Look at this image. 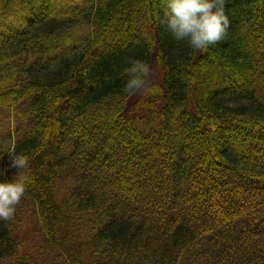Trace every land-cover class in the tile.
Here are the masks:
<instances>
[{
    "label": "trees",
    "instance_id": "trees-1",
    "mask_svg": "<svg viewBox=\"0 0 264 264\" xmlns=\"http://www.w3.org/2000/svg\"><path fill=\"white\" fill-rule=\"evenodd\" d=\"M225 10L199 51L164 0H0V262L264 264V0Z\"/></svg>",
    "mask_w": 264,
    "mask_h": 264
},
{
    "label": "clouds",
    "instance_id": "clouds-1",
    "mask_svg": "<svg viewBox=\"0 0 264 264\" xmlns=\"http://www.w3.org/2000/svg\"><path fill=\"white\" fill-rule=\"evenodd\" d=\"M165 11L162 23L177 41H187L195 50L207 51L209 45L223 39L230 20L226 14V0H164ZM129 79L125 90L133 93L145 88L149 66L139 60L130 59L127 69ZM12 166L25 169L28 157L9 152ZM30 182L28 175H21L11 181H0V220H10L16 205Z\"/></svg>",
    "mask_w": 264,
    "mask_h": 264
},
{
    "label": "rangeland",
    "instance_id": "rangeland-1",
    "mask_svg": "<svg viewBox=\"0 0 264 264\" xmlns=\"http://www.w3.org/2000/svg\"><path fill=\"white\" fill-rule=\"evenodd\" d=\"M151 69H152V72L155 74V75H158V78H159V75H160V73H159V71H158V69L157 68H155L154 66L153 67H151ZM151 69H149V71L151 70ZM151 76H153V74H151L150 75V77ZM151 81H152V79L150 78V80H149V82L151 83ZM151 85H154V84H149L148 86H146V87H152ZM144 92H146L145 90L142 92V94L144 93ZM124 131L125 130H121V131H119L120 132V134L122 133H124ZM70 136V134L69 135H67V136H63V137H61V138H64V139H66V138H68ZM54 142V141H53ZM54 147L55 148H59L60 147V141L57 139V140H55V142H54ZM100 147V153H96V154H99V155H102L103 153H104V149H103V147H101V146H99ZM235 147L237 148V147H239V145L237 144V143H235ZM93 156H90V158H92ZM134 185V184H133ZM25 229H28V228H25ZM250 239H253V238H251L250 237ZM0 264H12V260H4V261H1L0 262Z\"/></svg>",
    "mask_w": 264,
    "mask_h": 264
}]
</instances>
